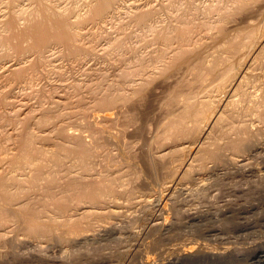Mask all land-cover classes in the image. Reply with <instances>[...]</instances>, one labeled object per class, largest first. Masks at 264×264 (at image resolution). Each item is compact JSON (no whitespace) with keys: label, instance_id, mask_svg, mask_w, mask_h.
<instances>
[{"label":"rangeland","instance_id":"1","mask_svg":"<svg viewBox=\"0 0 264 264\" xmlns=\"http://www.w3.org/2000/svg\"><path fill=\"white\" fill-rule=\"evenodd\" d=\"M11 1L0 0V13H3L2 10L9 9L8 4L10 5ZM14 1L18 7L22 5L25 7L29 2L31 3V0ZM48 1L65 12L68 19L76 20L75 24L73 23L76 37L73 38L72 43H69V40L49 41L44 44L45 48L39 51L34 48L33 51L31 45L35 43V40L18 41L7 23L9 17L6 18V22L0 24V167L3 168L1 171L3 183L6 178L11 179L13 175H17V171H11L9 158L22 154H39L41 152L35 147L37 146L46 153L44 155L52 156L49 154L54 153L53 155L59 156L61 163H54L56 157L54 161L52 158L51 160L48 158L43 161L36 160L40 172L29 171L31 164H25V173L32 174L37 184H42L41 188L44 189L45 187L50 196L44 197L43 192L39 191V196L30 202L33 206L35 205L34 207L40 210L44 206L45 200H48L49 205L54 207L56 202L60 201L58 202L60 205L63 202V204H67L65 206H69L67 214L71 212V214L78 215L79 208L85 207L84 205L87 206L82 210L92 211L93 208V210H97L96 212L103 210L102 212L107 213L113 212L112 210L117 209L119 204V206L126 207L124 209L120 206V210L117 209L120 214L123 212L127 214L120 215L115 210L119 214L117 218L121 219H115L117 226L121 225L120 229L124 230L128 226L133 228L136 226L135 229L145 227L149 217L151 218L153 207L150 206L149 211L146 209L145 213L144 209L140 208V202L137 201L144 198L145 195L150 194L152 196L155 193L154 196H157L160 194L161 189L155 184L159 180L162 181L163 178L158 180V177L161 178L160 173L159 175L155 173L158 177L150 173L148 161L150 155L157 154L160 151L159 148H167L169 142L172 141L168 135L171 126L166 120V115L174 109L178 99L185 98L189 94L199 96L205 93V91H199L200 85L197 81V75L200 69L205 70L211 67L215 61L232 58L234 44L226 41L222 34L228 31L231 32L232 36L241 35V27L247 26L246 23L251 22L249 20H252L253 23L261 20L264 17V8H262V6L264 7V0H114L115 2L111 5L98 10L96 7L97 0ZM17 6L16 8H18ZM27 9L29 8L24 10ZM18 11L19 16L22 10ZM25 15L28 16V12H25ZM261 15L263 17H260ZM19 22L22 29L27 26L25 19H21ZM47 25L45 27L49 26ZM37 30L41 32L39 28ZM44 32L46 33V31ZM195 49H201L202 54L198 57L193 55L190 57ZM217 50L221 51L218 55ZM186 55L190 58L187 56L186 61H183L182 59ZM211 55H217V57L213 58L214 56ZM261 55L264 60V54ZM262 66L264 67V63ZM197 92L201 94L198 95ZM104 113L107 114L105 120L101 116ZM245 119L247 120V118ZM245 119L244 116L240 117L238 121H235V127H240V121L241 124L246 123L247 125L249 121ZM249 123L253 124L249 127L252 130V128H257L259 121H255L254 118ZM229 128L227 127L229 132L226 129V132L229 133L227 135L236 137L235 129ZM219 133L218 130L213 134L218 135ZM263 136L258 135V139L256 136L254 139L262 143L264 141ZM254 139L252 143L256 142ZM171 145H168V150L172 148ZM220 150H225L226 153L231 152L228 146H224ZM261 154L264 152H261L257 158L254 156V160H252L258 166L264 162L262 157L264 155ZM5 155H7V159L3 162ZM258 160L262 162L259 164ZM122 164L124 165L122 166ZM118 165L121 166L117 168ZM81 167H87V169L83 170ZM2 168L0 169L2 170ZM111 168L115 170V173L113 170L111 171ZM4 171H8L7 174ZM151 176L157 177V180ZM152 179L156 182H152ZM105 181L106 183L109 182L110 185L113 184L111 186L114 195H108L102 199L103 201L100 199L96 203L91 199L94 196L93 193L95 190H99L101 188L99 185ZM154 185L156 189L152 190L151 188H155ZM148 187L151 188L148 189ZM139 192L142 194L145 192V194L141 197ZM120 194L121 196H119ZM208 195L205 196L204 202L216 203L221 192L218 190L217 193ZM4 200L5 197L3 196L1 202ZM20 200L24 201L23 198ZM127 201L130 203L128 204ZM196 201L198 202V200ZM101 202L103 207L100 205ZM77 203L79 207L76 206ZM132 203H136V205L134 206ZM178 203L177 208L175 207V210L170 212V218L175 220L185 218L186 215V206L182 205L180 201ZM9 204L7 202L6 206ZM73 204L74 206H72ZM182 206L183 208H181ZM105 207H108L107 211ZM99 208L101 210H98ZM49 209H47V213L48 211L51 213L52 210ZM94 211L89 214L93 215ZM50 213L47 215H56V212ZM89 214L86 216L89 217ZM56 216L63 218L61 215ZM114 217L116 218V216ZM8 218L16 217L9 215ZM130 218L131 220H129ZM142 218H145V221ZM139 219L143 220V225ZM115 220L112 222L114 223ZM9 221L11 224L9 223L7 226L11 229L13 228L12 225L14 227L17 225L15 229L21 236L17 235V239L27 235L28 230L22 221L24 228L21 222L19 224V221L15 222L12 219L14 224L11 220ZM129 221L132 222L129 223ZM135 222L139 223V226L135 225ZM140 228L139 230H141ZM9 229L7 228V234L11 233V229ZM11 231L13 232V230ZM59 231L61 233V230L56 231L58 236ZM25 232L27 233L25 234ZM57 235L53 234L52 236L51 233L50 236L49 234L45 235L46 239L49 238L46 241L43 235H33L32 238L28 233V237L23 239L27 243L22 239L23 242L18 239L20 242L18 243L16 239V243L9 241L1 244L0 258L3 260H0V263L5 262L4 264H6L7 261H4L6 259L8 264L14 263V260L18 264L27 256H29L28 259L25 258L24 260L33 259L35 256L31 263L35 264L38 261L36 264H42L44 261L43 264L47 262L49 264V261L60 256L62 258H60L61 264H89L92 259H99L100 255H104V249L98 248L96 252V247H93V244L83 247L77 246L75 243L73 245L70 239H68L70 244L67 242L65 245L62 242V245L66 247H63L64 249L61 251L58 248ZM68 235L70 236V234ZM50 237L56 238L58 242L50 239ZM46 243L48 244L45 245ZM52 244L53 247H51ZM4 245L6 247L3 248ZM21 246L23 248L20 249ZM16 247L18 248L16 249ZM34 248L40 250L34 251ZM10 249L13 250L12 253ZM15 249L19 250V253ZM3 250H6V253ZM7 250H9L8 253ZM20 251L22 255H20ZM31 251L38 253L40 257H45L40 258L36 253H33V256ZM16 252L18 255H13V253L17 254ZM23 253H26L27 256ZM241 253H243L242 257L239 255L238 257L241 258H237L238 262L236 261V263L252 264L247 260L245 255L247 252L242 251ZM30 255L32 256L30 257ZM11 256L16 258H12L13 261H11ZM81 256H84V260ZM102 256L100 257L102 258ZM86 257H89L87 258L88 261L85 259ZM134 257L133 254L131 259ZM16 260L19 261L16 262ZM132 261L133 259L129 261V264H135L137 259L131 263ZM183 263L185 262L183 261ZM183 263L181 262V264ZM136 264H139L138 261Z\"/></svg>","mask_w":264,"mask_h":264},{"label":"bare ground","instance_id":"2","mask_svg":"<svg viewBox=\"0 0 264 264\" xmlns=\"http://www.w3.org/2000/svg\"><path fill=\"white\" fill-rule=\"evenodd\" d=\"M114 2V0H97V10L99 8H105ZM16 6L17 4L14 0H12L11 4H8L9 9H5V11L2 10L3 13H0V24L6 22V18L9 17L7 23L9 24V27L12 29L18 41H23L25 39L35 40H33L35 43L31 45V49H33V51L34 48L38 51L45 48L44 44L49 41L69 40V43H72L73 38L76 37V31L73 29L75 24L74 22L76 20L74 21L68 19L65 15V12L59 10L48 0H31V3L29 2V4L25 7H22V5L20 7L17 6L18 8H16ZM26 8L29 9L24 10ZM262 8L264 7L262 6ZM259 9L261 8L259 7ZM18 10H22L19 16ZM25 12H28V16L25 15ZM260 17L263 16L261 15ZM263 18L254 23L252 20H249L251 22L248 21L249 23H246L248 24L247 26L241 27V35L238 34L237 36H232L231 32H224L222 37L229 43L234 44L232 58L215 61L211 67L205 70L200 69L199 74L197 75V81L200 85L199 91H205V93H203V95H199L201 93L197 92L199 96H196V94L193 96L189 94L185 98L178 99V101L175 102L177 105H175V107H173L174 109H172V111L166 115V120L171 126L168 135L172 140L169 142V144H172V148L168 150V144L167 148H159V152L155 150L157 154L153 153L150 155L151 157L148 161V170L150 173H153L154 175L155 173H158V175L160 173L161 178L158 177V175H155L158 177V180L163 178L162 181L159 180V182L155 184L161 189L160 194L157 196H154L155 193L152 196H150V194L145 195L144 198L137 201L140 202L139 205L141 206L140 208L142 210L144 209L143 211L148 209L150 206L153 207V210L151 211L152 215L150 214L151 212L149 213L151 218L148 216L149 221L146 223L147 225H144L145 227H138V229H135L136 226L134 228L128 226V228L124 230L120 229L121 225L117 226L116 224L117 220H121L119 217L117 218V216L120 214L117 209L122 206H119V204H116L118 208L116 207L117 209L114 210L109 207L113 212L107 213H104L105 211L102 212L103 210L96 212L97 210L94 209V211L92 208V211H94L93 215L91 214L92 218H90L91 215L89 214L92 212L91 210V212L87 211L88 209L82 210L87 205H84L85 207L79 208L78 215L75 213L71 214V212L70 214H67L69 211V206H65L67 204H63V202L62 205L64 206L60 205V203H58L60 201H57L56 206L54 207L49 205L48 200H45L46 202L43 203L44 206L42 205L43 207L41 206L42 208L40 210L37 207H34L35 205L33 206L30 202H32V199L35 200L39 196V191L43 192L44 197L50 196L45 190V187L44 189L41 188L42 184H37L36 179L32 174L25 173V164H31L29 171L36 170L37 172H40L41 170L36 160L43 161L46 158L50 160L52 158L54 161V158L56 157L54 163H61L59 156L53 155L54 153L49 154L52 156L44 155L46 153L39 147L35 146L41 153L22 154L20 156H13L9 158V163H11L12 167L11 171H17V175H13L11 179L9 177L6 178L4 183L1 178V171H3V168L0 167L2 168V170L0 169V217H2L0 218V245L9 241L11 243L19 236L17 232L18 230L16 231L15 229L17 225H15V227L12 225V229L11 227L7 226L10 223L9 220H11L12 224H14V221H19L20 224L22 221L31 237L33 235H43L44 237L45 235L47 236V234L50 236V233L53 236V234H58L56 231L61 230V233L59 231V236L57 235L59 242L56 240V238L50 237V239H54L58 242L57 244L60 250H63L66 247L62 245V242L67 244L69 241L68 239H70V242H72L73 245L75 243L77 246L79 245L83 247L93 244V247H96V252L98 248L101 250L104 249V255H100L102 258L99 256V259H95L93 257V253L92 257L94 259H92L89 264H129V261L132 259L133 261L134 259H137L139 264H181L183 261L185 262L183 264H238L236 261L238 260L237 258H239V255L242 257V254L244 253H241L242 251L247 252L245 254L247 260L252 262V264H264V162L258 160L259 164L262 162V164L258 166L252 161L254 160V156L257 158L261 152H264V139L261 140L263 141L262 143H259V140L256 141L254 139L255 136L257 137L258 135H264V67L262 66L264 60L262 59L263 57L261 55L264 54L262 53L264 51ZM21 19H25V23L27 24V26L25 24L26 27H24V29L21 28V24L19 22ZM45 25L48 27H45ZM40 27H42V29H40ZM38 28L41 30V32L37 30ZM43 31H46V33L44 32V34ZM237 33L239 32L237 31ZM195 50L192 51L191 55L189 54L190 57L192 55L198 57L202 54L201 49ZM217 51L218 55L221 51ZM217 55L211 56H214L213 58H215ZM187 56L188 55L184 56L182 60L186 61ZM190 57L188 56V58ZM101 116L103 117V120H105L107 114L104 113ZM236 116L237 119L235 120ZM242 116H244V119L247 118L249 122L253 121L254 118L255 121H259L257 128H252L251 130L249 127L253 124H250L249 122L247 125L245 122V124H241L242 122L240 120V127H235V121H238V119ZM227 127H230L229 129H235L236 133H234L236 134V137L231 136V138L229 135H227L229 134ZM226 129L228 132H226ZM218 130L220 135H214L213 133L217 132ZM253 139L256 141H254L255 143H252ZM224 146H228L230 148L229 151L231 152L226 153L224 152L225 150H220V148ZM7 155L3 156V162H5V159H7ZM262 157L264 158V156ZM123 165L124 164H122V166ZM120 166L118 165L117 168ZM87 167L81 168L84 170L87 169ZM112 168L114 169V167ZM112 168L111 171L113 170ZM113 171L115 173V170ZM4 172L7 174L8 171ZM93 172L95 173V170H93ZM116 175L118 176V174ZM122 176L120 177L122 178ZM157 177H153V179L157 180ZM108 183H106V181L104 183L102 182V185H99L101 188L97 191L95 190L93 193L94 196L91 198L94 202L97 203L100 201V199L102 200L108 195H114V190L112 187L113 184H111V186ZM149 184L147 185L149 186ZM150 188L148 187V189ZM151 189H156V187ZM218 190L221 192V196L218 197V202H216L214 198L213 200L216 203L204 202L206 200V195H212L215 192L217 193ZM146 193L148 194V192ZM150 193L152 194V192ZM144 194L140 193L141 197ZM3 196L5 197V200L1 202ZM119 196H121V194ZM208 197H210V195H208ZM21 198H23L24 201H21ZM209 199L211 200V198ZM196 200H198V202ZM179 201L182 205L186 206V215L185 218H179L180 220H175L170 218V212H172L173 209L175 210L176 205H179ZM7 202L10 203L9 206H6ZM115 202L113 203L115 204ZM129 203L130 202H128V204ZM136 203L132 204L135 206ZM114 204L111 205L114 206ZM100 205L102 206V202ZM72 206H74V204ZM76 206H78V203ZM49 207L50 209L52 207L51 210L53 213L56 212V215H61L63 218H60L56 215L48 216L47 214L50 212L48 211L47 213V209H49ZM22 208H24V210H22ZM105 208L107 211L108 207ZM181 208H183V206ZM98 210H101V208ZM115 210H117L119 214H117L118 212H115ZM142 210H140V212ZM86 214H89L90 216L88 215L89 217H87ZM122 214L125 213L123 212ZM9 215L16 218H8ZM94 215L95 218H93ZM113 216H116V218H113ZM12 219L14 221H12ZM113 220L116 222L114 221L113 223ZM129 220H131V218ZM139 220L141 221V219ZM143 220L145 221V218ZM130 222L132 221H129V223ZM137 222H135V225L139 226V223ZM123 224L125 225V223ZM22 227L24 228V225ZM7 228H10L13 230V232L9 229L11 233L7 234ZM139 228L141 230H139ZM19 229H21V227H19ZM26 233L27 232H25V234ZM25 234L23 233V236ZM68 234H70V236ZM25 237L21 239L23 240ZM44 238L46 241L49 239H46V237ZM25 242L24 244L27 243ZM70 242L68 243L70 244ZM18 243H20L19 240ZM47 244L48 243L45 245ZM53 244L51 247L55 245ZM4 247L6 246L4 245L3 248ZM12 248L13 247H11V249ZM17 248L18 247H16V249ZM19 248L21 249L23 247L21 246ZM37 248H34V251ZM11 249L10 252H13ZM16 249L15 251H17ZM26 249L28 250V248ZM34 251L33 253L35 254L36 252ZM4 252L6 253V250ZM8 252L9 250H7V253ZM22 252H24V250ZM22 252L20 255H22ZM18 253H13V255L16 256ZM131 254H134L135 256L132 259ZM36 255L38 256L39 254L36 253ZM31 256L32 255H30V257ZM28 257L29 256L25 258L28 259ZM34 257L33 259L29 258V260H24L25 258H21L22 260L20 259L21 261L18 264H34L31 263V261L34 260ZM38 257H40V255ZM81 257L83 258L84 256ZM89 257H86L85 259ZM12 258L13 257L11 256V261H13ZM47 258L46 260H48ZM60 258V256L54 258L53 260L49 261V264H61L62 258ZM0 260L3 259L0 258ZM88 260L89 259H87V261ZM4 261H7L6 264H8V260L4 259ZM18 261L16 260V262ZM39 261L41 262V259ZM133 261L131 263H133ZM37 262H35V264ZM4 263L1 262L0 264ZM43 263L44 261H42V264ZM240 264H243V262Z\"/></svg>","mask_w":264,"mask_h":264}]
</instances>
